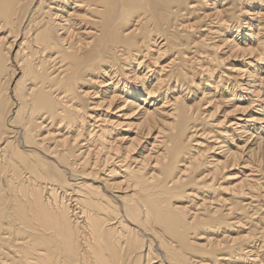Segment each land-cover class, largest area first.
Here are the masks:
<instances>
[{
  "label": "bare ground",
  "instance_id": "1",
  "mask_svg": "<svg viewBox=\"0 0 264 264\" xmlns=\"http://www.w3.org/2000/svg\"><path fill=\"white\" fill-rule=\"evenodd\" d=\"M0 264H264V0H0Z\"/></svg>",
  "mask_w": 264,
  "mask_h": 264
}]
</instances>
